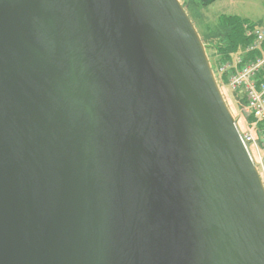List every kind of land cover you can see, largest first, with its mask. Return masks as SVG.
I'll return each mask as SVG.
<instances>
[{
    "label": "water",
    "instance_id": "water-1",
    "mask_svg": "<svg viewBox=\"0 0 264 264\" xmlns=\"http://www.w3.org/2000/svg\"><path fill=\"white\" fill-rule=\"evenodd\" d=\"M0 264H264V184L180 0H0Z\"/></svg>",
    "mask_w": 264,
    "mask_h": 264
},
{
    "label": "built area",
    "instance_id": "built-area-1",
    "mask_svg": "<svg viewBox=\"0 0 264 264\" xmlns=\"http://www.w3.org/2000/svg\"><path fill=\"white\" fill-rule=\"evenodd\" d=\"M245 33L250 41L221 66L228 85L245 100L244 115L252 118L249 131L241 139L264 184V25L247 21ZM255 149L257 157L252 156Z\"/></svg>",
    "mask_w": 264,
    "mask_h": 264
},
{
    "label": "rangeland",
    "instance_id": "rangeland-1",
    "mask_svg": "<svg viewBox=\"0 0 264 264\" xmlns=\"http://www.w3.org/2000/svg\"><path fill=\"white\" fill-rule=\"evenodd\" d=\"M180 2L187 11L191 21L199 33V36L201 37L217 82L236 121L238 129L242 133L249 131V125L252 123V118L244 115L243 109L246 102L245 100L240 99L239 94L230 88L226 74L221 70L222 64L227 59H223V61L220 59L221 55L218 52V48L219 46L225 45L226 41L222 35L223 30L219 27V22H216L212 18L216 8H204L198 0H180ZM206 10L209 11V17ZM262 19L264 23V17ZM234 54H231L230 57ZM250 151L253 153L252 156L257 157V152L254 148Z\"/></svg>",
    "mask_w": 264,
    "mask_h": 264
},
{
    "label": "crops",
    "instance_id": "crops-1",
    "mask_svg": "<svg viewBox=\"0 0 264 264\" xmlns=\"http://www.w3.org/2000/svg\"><path fill=\"white\" fill-rule=\"evenodd\" d=\"M216 8L213 20L220 21L222 16H237L254 24L264 25V0H214L204 8ZM207 15L208 10H206Z\"/></svg>",
    "mask_w": 264,
    "mask_h": 264
},
{
    "label": "trees",
    "instance_id": "trees-1",
    "mask_svg": "<svg viewBox=\"0 0 264 264\" xmlns=\"http://www.w3.org/2000/svg\"><path fill=\"white\" fill-rule=\"evenodd\" d=\"M202 6H207L214 0H198ZM247 20L237 16H222L219 21L222 35L226 41L225 45L219 46L218 52L223 61L228 59L231 54H234L239 49L243 48L250 41V38L245 33L244 24Z\"/></svg>",
    "mask_w": 264,
    "mask_h": 264
}]
</instances>
